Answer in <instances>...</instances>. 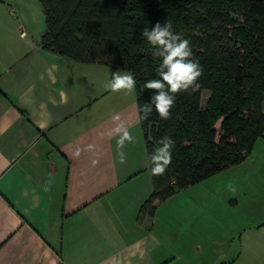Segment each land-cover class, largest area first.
I'll return each mask as SVG.
<instances>
[{"label": "crops", "instance_id": "0c3cea01", "mask_svg": "<svg viewBox=\"0 0 264 264\" xmlns=\"http://www.w3.org/2000/svg\"><path fill=\"white\" fill-rule=\"evenodd\" d=\"M44 30L38 0H0V264H264V207L212 217L179 190L137 218L152 183L135 89L105 87L129 73L43 48Z\"/></svg>", "mask_w": 264, "mask_h": 264}, {"label": "trees", "instance_id": "16d2710c", "mask_svg": "<svg viewBox=\"0 0 264 264\" xmlns=\"http://www.w3.org/2000/svg\"><path fill=\"white\" fill-rule=\"evenodd\" d=\"M39 2L45 16L43 48L132 74L139 115L154 94L144 84L158 78L160 63L141 34L145 27L171 21L173 31L189 40L191 59L203 69L198 90L177 94L170 119L162 120L153 110L148 119L139 120L148 160L165 135L175 145L163 175H152L149 161L152 190L138 219L179 190L241 162L264 136V0ZM203 91L208 94L204 101Z\"/></svg>", "mask_w": 264, "mask_h": 264}, {"label": "clouds", "instance_id": "9594fccd", "mask_svg": "<svg viewBox=\"0 0 264 264\" xmlns=\"http://www.w3.org/2000/svg\"><path fill=\"white\" fill-rule=\"evenodd\" d=\"M142 36L153 47V59H159L160 63L156 68L158 78L148 80L144 84V89L154 90L150 102H146L140 109L142 115H138L139 120H146L155 110L162 120L171 118V109L175 105L177 94L181 92H194L199 89L197 82L202 75L203 69L199 62L191 59L193 56L190 42L179 33L173 31L171 21L157 22L151 29L145 27ZM136 86V80L132 74L112 73V79L105 87L113 92L124 90L131 94ZM114 127L109 131L108 136L118 137L117 157L119 163L126 162V153L123 151L128 143H134L135 138L130 133L128 126L121 120L120 115L113 116ZM159 147L149 156L152 165L151 173L154 176L163 175L172 160V149L175 141L165 135L156 142ZM93 145H87L86 150H92ZM80 149L73 154L79 157ZM95 164L96 161H93ZM231 191L235 189L229 185Z\"/></svg>", "mask_w": 264, "mask_h": 264}, {"label": "rangeland", "instance_id": "374dc122", "mask_svg": "<svg viewBox=\"0 0 264 264\" xmlns=\"http://www.w3.org/2000/svg\"><path fill=\"white\" fill-rule=\"evenodd\" d=\"M207 95V92H202L203 101ZM229 185L235 191H231ZM183 190V196L190 194L194 200L210 201L212 217L235 216L241 209L250 212V206L264 207V136L256 139L241 162L229 164Z\"/></svg>", "mask_w": 264, "mask_h": 264}, {"label": "built area", "instance_id": "2783aa9c", "mask_svg": "<svg viewBox=\"0 0 264 264\" xmlns=\"http://www.w3.org/2000/svg\"><path fill=\"white\" fill-rule=\"evenodd\" d=\"M10 12H11L12 14H14V12H15V8H14V7H11V8H10Z\"/></svg>", "mask_w": 264, "mask_h": 264}]
</instances>
